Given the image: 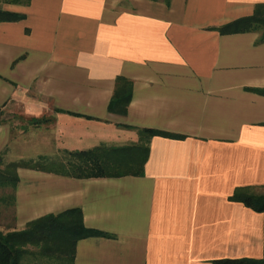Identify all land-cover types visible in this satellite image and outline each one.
<instances>
[{
    "label": "crops",
    "instance_id": "1",
    "mask_svg": "<svg viewBox=\"0 0 264 264\" xmlns=\"http://www.w3.org/2000/svg\"><path fill=\"white\" fill-rule=\"evenodd\" d=\"M264 0H0V153L6 163L150 140L144 174L78 178L19 168L0 187V230L80 208L108 235L74 264H217L262 258L264 213L230 199L264 190V41L219 28ZM128 113L109 111L116 79ZM131 126L133 128H127ZM260 194V193H259Z\"/></svg>",
    "mask_w": 264,
    "mask_h": 264
},
{
    "label": "trees",
    "instance_id": "2",
    "mask_svg": "<svg viewBox=\"0 0 264 264\" xmlns=\"http://www.w3.org/2000/svg\"><path fill=\"white\" fill-rule=\"evenodd\" d=\"M20 18H22L20 14L0 10V22ZM219 31L223 34L258 31L261 34L260 40L264 41V3L256 5L252 15L229 22L220 27ZM255 91L264 95V89H255ZM132 94V81L124 76L117 77L109 111L126 115ZM137 130L139 142L136 145H101L88 150L67 151L65 163L48 156L6 163L4 160L6 150H4L0 153V187L16 188L19 168L59 171L78 178L143 175L153 136L184 138L183 135L157 129L137 128ZM230 199L243 202L253 210L264 213V195H258L248 188L236 189ZM103 235L108 234L86 227L80 208L46 214L27 223L24 229L8 232L0 230V264H22L23 258L27 255L32 256L34 261L36 258H46L57 264H74L78 241L89 236ZM30 247H35L36 250H31ZM216 263L264 264V255L262 258L218 260Z\"/></svg>",
    "mask_w": 264,
    "mask_h": 264
},
{
    "label": "rangeland",
    "instance_id": "3",
    "mask_svg": "<svg viewBox=\"0 0 264 264\" xmlns=\"http://www.w3.org/2000/svg\"><path fill=\"white\" fill-rule=\"evenodd\" d=\"M48 157H54L52 155H48ZM34 159V158H32ZM36 159V158H35ZM258 195H264V190H257L256 192H254ZM260 193V194H259ZM0 195H1V192H0ZM0 204H1V201H0ZM1 221V220H0ZM31 250H36L35 247H30ZM22 264H57L55 262H50L48 259L46 258H36V261H34L33 257L32 256H25L22 260Z\"/></svg>",
    "mask_w": 264,
    "mask_h": 264
}]
</instances>
